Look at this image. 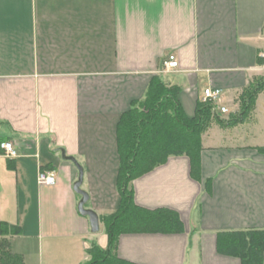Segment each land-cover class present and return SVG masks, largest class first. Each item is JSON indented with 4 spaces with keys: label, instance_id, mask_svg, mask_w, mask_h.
<instances>
[{
    "label": "crops",
    "instance_id": "obj_1",
    "mask_svg": "<svg viewBox=\"0 0 264 264\" xmlns=\"http://www.w3.org/2000/svg\"><path fill=\"white\" fill-rule=\"evenodd\" d=\"M171 54L179 65L166 69ZM154 77L181 88L189 117L206 88L220 89L225 123L202 134L200 180L180 154L132 181L138 205L176 210L184 231L124 233L117 254L241 264L217 251V234L264 229V142L251 140L264 128V89L244 121L228 124L243 90L264 78V0H0V142L18 152L0 149V220L21 226L11 247L25 264H80L92 240L108 247L104 223L94 233L78 211L70 157L83 166L89 207L115 211L118 123ZM42 170L57 182L40 183Z\"/></svg>",
    "mask_w": 264,
    "mask_h": 264
},
{
    "label": "trees",
    "instance_id": "obj_2",
    "mask_svg": "<svg viewBox=\"0 0 264 264\" xmlns=\"http://www.w3.org/2000/svg\"><path fill=\"white\" fill-rule=\"evenodd\" d=\"M263 89L264 78H257L246 87L239 97L240 113L228 124L244 121L254 110L257 95ZM180 91V87L154 77L145 96L134 100L122 114L117 127L120 204L115 211L99 216L109 244L103 248L92 240L87 249L89 258L80 264H139L118 256L116 250L122 234L184 231L176 210L138 205L131 185L134 179L165 163L170 156L180 154L190 159L192 176L201 179L202 134L214 121L222 124L225 121L206 100L198 101L195 115L189 117L180 103ZM260 150L264 152V147ZM21 233L19 224L0 220V264H25L23 255L11 247V237ZM217 251L238 257L241 264H264V229L220 231Z\"/></svg>",
    "mask_w": 264,
    "mask_h": 264
},
{
    "label": "built area",
    "instance_id": "obj_3",
    "mask_svg": "<svg viewBox=\"0 0 264 264\" xmlns=\"http://www.w3.org/2000/svg\"><path fill=\"white\" fill-rule=\"evenodd\" d=\"M179 65V61L174 54H171L165 61L166 69L176 68ZM221 90L214 88H206L204 90V99L210 101L213 104L214 112L224 113L226 112L225 107H218L217 102L220 98ZM0 149L7 157H17L18 152L11 140H2L0 142ZM39 182L46 184H55L57 182L56 172L53 170H42L39 173Z\"/></svg>",
    "mask_w": 264,
    "mask_h": 264
},
{
    "label": "water",
    "instance_id": "obj_4",
    "mask_svg": "<svg viewBox=\"0 0 264 264\" xmlns=\"http://www.w3.org/2000/svg\"><path fill=\"white\" fill-rule=\"evenodd\" d=\"M70 159L74 161L79 169L78 179L74 183V190L80 195V199L78 201V211L82 215L89 218L90 229L92 232L96 233L100 230V217L93 208L87 206L89 201V193L82 187L84 180L83 166L74 157H70Z\"/></svg>",
    "mask_w": 264,
    "mask_h": 264
},
{
    "label": "rangeland",
    "instance_id": "obj_5",
    "mask_svg": "<svg viewBox=\"0 0 264 264\" xmlns=\"http://www.w3.org/2000/svg\"><path fill=\"white\" fill-rule=\"evenodd\" d=\"M262 97V96H261ZM262 100H264V99H262ZM228 107L230 108V110L232 111L233 110V107H234V105H232V104H228ZM250 130V129H249ZM260 130H264V128H260L259 127V130L257 131V132H255L256 133V136H255V140L253 139V138H251V140L252 141H257V142H264V134L262 133V131H260ZM250 131H252V129L250 130ZM212 135H214V133H211ZM217 141H219V138L217 137L216 138V140H215V142H217ZM220 143V142H219Z\"/></svg>",
    "mask_w": 264,
    "mask_h": 264
}]
</instances>
